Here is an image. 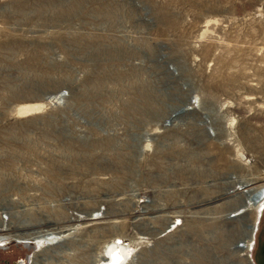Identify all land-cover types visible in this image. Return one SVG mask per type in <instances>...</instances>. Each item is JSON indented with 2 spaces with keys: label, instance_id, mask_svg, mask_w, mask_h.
Segmentation results:
<instances>
[{
  "label": "rangeland",
  "instance_id": "rangeland-1",
  "mask_svg": "<svg viewBox=\"0 0 264 264\" xmlns=\"http://www.w3.org/2000/svg\"><path fill=\"white\" fill-rule=\"evenodd\" d=\"M263 186L264 0H0V264H264Z\"/></svg>",
  "mask_w": 264,
  "mask_h": 264
},
{
  "label": "bare ground",
  "instance_id": "bare-ground-1",
  "mask_svg": "<svg viewBox=\"0 0 264 264\" xmlns=\"http://www.w3.org/2000/svg\"><path fill=\"white\" fill-rule=\"evenodd\" d=\"M40 107L41 105H30V106L27 105L23 109L21 108V110L24 112L32 113L33 111L35 112V110L40 109ZM263 205H264V186L260 188L258 192V196L256 197V200L254 201L253 209L257 211V214L260 213V211L263 208ZM263 211H264V208H263ZM261 214L259 217H261ZM257 218L248 227L249 228L248 237L244 245H242V249H244V251L246 252H248L250 250L251 245L255 243L254 236H255V231H256ZM80 219L82 221V219L84 220V217H80ZM91 219L97 222H100L104 218L100 217L99 215H96V216H92ZM42 225H45L48 228V230L46 231L37 230L36 231V228H33V226H27V225L23 227L19 226V228H16L14 230V234L12 235V238L18 244L34 242L37 245V247H40V251H41L43 249L44 250L52 249L53 247L54 248L64 247V244H66L65 242L67 240L69 241L70 237L75 235L80 229L79 225H77L76 227H72L73 224L62 226V223L53 222V221H47L46 223ZM28 230H32L31 231L32 233H28ZM62 230H65V232H63ZM0 232H2V230H0ZM8 238L0 234V244L7 241ZM119 239L120 238H115L113 244H111L110 247H107L103 251L102 254L96 253L95 256L92 257L93 264H128V255L126 251L122 247H119V244L117 245V243H119L118 241ZM62 252L65 253L66 251L62 250L59 253H62ZM36 256H37V253L34 256L33 264H36L37 262ZM249 263L251 264L250 261Z\"/></svg>",
  "mask_w": 264,
  "mask_h": 264
},
{
  "label": "flooded vegetation",
  "instance_id": "flooded-vegetation-1",
  "mask_svg": "<svg viewBox=\"0 0 264 264\" xmlns=\"http://www.w3.org/2000/svg\"><path fill=\"white\" fill-rule=\"evenodd\" d=\"M258 219H259V218H258ZM258 219H257V222H258ZM256 228H257V224H256ZM255 232H256V231H255ZM254 239H255V238H254ZM8 243H9V242H8ZM8 243H6V244H4V243L0 244V246L4 244V245L1 246L0 248H1V249L5 248L6 245H7ZM21 244L25 245L26 247L31 246V243H25V244H24V243H21ZM33 249H34V253H33V255L30 257V263H29V264H32V261H33V259H34L35 254L39 251V250L37 249V246H36V247L34 246ZM18 264H22V262L19 261ZM26 264H28V262H27Z\"/></svg>",
  "mask_w": 264,
  "mask_h": 264
},
{
  "label": "built area",
  "instance_id": "built-area-1",
  "mask_svg": "<svg viewBox=\"0 0 264 264\" xmlns=\"http://www.w3.org/2000/svg\"><path fill=\"white\" fill-rule=\"evenodd\" d=\"M179 225H180V224H176L175 227L178 228ZM175 227H174L173 229H176ZM119 245H121V244H119ZM254 245H255L254 243L251 245V247H250V252L248 253L249 257H251V258H252V254H253V250H254ZM125 247H127L126 244H125Z\"/></svg>",
  "mask_w": 264,
  "mask_h": 264
}]
</instances>
